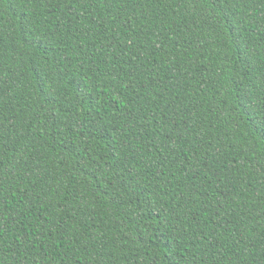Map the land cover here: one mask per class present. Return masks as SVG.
<instances>
[{
    "label": "trees",
    "instance_id": "1",
    "mask_svg": "<svg viewBox=\"0 0 264 264\" xmlns=\"http://www.w3.org/2000/svg\"><path fill=\"white\" fill-rule=\"evenodd\" d=\"M0 264H264V0H0Z\"/></svg>",
    "mask_w": 264,
    "mask_h": 264
}]
</instances>
